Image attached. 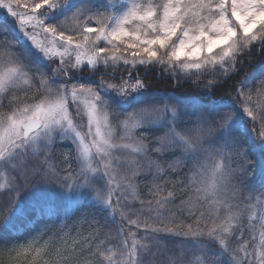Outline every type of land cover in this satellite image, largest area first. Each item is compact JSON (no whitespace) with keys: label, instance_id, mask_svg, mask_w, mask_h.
<instances>
[{"label":"snow or ice","instance_id":"6c2138e0","mask_svg":"<svg viewBox=\"0 0 264 264\" xmlns=\"http://www.w3.org/2000/svg\"><path fill=\"white\" fill-rule=\"evenodd\" d=\"M0 9V264H264V0Z\"/></svg>","mask_w":264,"mask_h":264},{"label":"trees","instance_id":"16d2710c","mask_svg":"<svg viewBox=\"0 0 264 264\" xmlns=\"http://www.w3.org/2000/svg\"><path fill=\"white\" fill-rule=\"evenodd\" d=\"M5 20H7L8 22H9V24H11L12 23V18H6V19H0V22H3V21H5ZM258 47L259 46H257V48H253L252 49V56H251V59L253 60V62L255 63L256 61H258V59L261 57V56H264V53H262V52H259L258 51ZM247 59H249V57H245V60H247ZM127 72H125V71H120V72H118V75H123V76H125V74H126ZM137 73H139L140 75H141V78H143V71L141 70V69H137L136 70V72H134L133 73V76L135 77V75L137 74ZM155 76V73H149V79H152V77H154ZM111 82H115V83H117L118 82V80H115V81H111ZM147 82V81H146ZM169 86H170V82H169ZM157 135H159V133H157ZM172 179H175V176H173L172 177ZM136 183H137V192L138 193H140V198L141 199H150L151 197L148 195V188L146 187V185H145V182H144V177H140V178H138L137 179V181H136ZM165 188H166V190H172V185H170V184H168V185H165L164 186ZM165 194H166V192H165ZM131 196L129 195V200L131 201ZM176 203H179V199H177V201H176ZM140 205H139V201L137 200V201H134V202H132V204H131V207H133V208H138ZM134 218V217H133ZM247 221L245 220V223H246ZM88 233H89V229H88V227H87V225H84L83 227H82V229H81V238L78 240V238H77V240H76V242H79L81 239H82V236H87L88 235ZM71 235H75L76 236V233L75 232H73ZM70 239L69 238H67V242L69 241ZM69 243V242H68ZM73 242H71L69 245H71ZM6 258V257H5Z\"/></svg>","mask_w":264,"mask_h":264},{"label":"rangeland","instance_id":"374dc122","mask_svg":"<svg viewBox=\"0 0 264 264\" xmlns=\"http://www.w3.org/2000/svg\"><path fill=\"white\" fill-rule=\"evenodd\" d=\"M6 18H11V17H9V16H7L6 15V12L4 11V10H2V9H0V19H6ZM127 75H128V73H126L125 74V77H127ZM119 82V81H118ZM117 82V83H118ZM130 110V109H129ZM61 151H63L62 149H58L57 150V152H56V154H55V157H54V159H53V163L55 164V165H58L59 167H64L65 166V161L63 160V157H62V155H61ZM70 240L68 241L69 243L68 244H70L71 242H74V241H76L77 240V238H78V240L81 238L80 236H75V235H70L69 237H68Z\"/></svg>","mask_w":264,"mask_h":264}]
</instances>
